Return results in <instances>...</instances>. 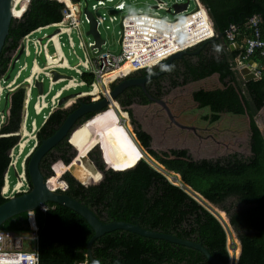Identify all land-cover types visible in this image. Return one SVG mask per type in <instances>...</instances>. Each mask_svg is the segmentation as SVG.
<instances>
[{
    "label": "trees",
    "instance_id": "obj_1",
    "mask_svg": "<svg viewBox=\"0 0 264 264\" xmlns=\"http://www.w3.org/2000/svg\"><path fill=\"white\" fill-rule=\"evenodd\" d=\"M200 1L211 14L216 31L225 32L231 24L238 26L235 40L239 47L231 50L225 33L221 39L208 41L198 52L190 53L199 46L191 48L182 57L174 58L168 72L154 80L158 84L154 95H159L167 88L162 81L167 80L168 73L171 78L169 87L212 74H218L225 85L232 83L231 87L235 86L237 91H229L227 99L241 97L251 120L249 123L245 120L250 128L246 132L247 138L244 137L247 142H238L241 155H246L251 146L250 161L213 165L207 160H189L191 157L186 150L162 152L164 156L154 152L155 158L165 167L181 174V184H177L163 170L142 158V153L128 140L114 114L107 108L76 128L71 133L70 142L77 151L83 153L81 156H89L100 149L101 158L109 168L126 170L109 169L101 179L100 173H93L83 160L79 162L76 159V164L81 166L76 172L81 181L97 182L101 179L97 183L85 185L66 172L70 166L59 161L51 176L57 179L51 182L56 187L60 186L61 177L66 172L63 175L68 182L65 192L87 204L102 221H130L144 228L200 241L214 257L228 263L231 260L228 234L217 216L219 212L214 213L217 210L214 208L221 207L229 215V223L242 243L238 264H264V134L256 120L264 107V56L257 50L244 60L253 59L261 63V76L246 81L236 62V58L245 52L242 46L246 38L252 35L249 19L253 15L260 18L264 36V0ZM26 3L27 0H24L22 10ZM63 7V2L59 0H31L23 15L13 18L0 56V77L9 75L10 80L16 74L17 70L13 74L12 71L18 63L12 65V56L18 50L23 35L38 26L59 21ZM22 10L15 9V15H20ZM197 16L194 25H191L192 21L185 20L176 27L178 31H170L174 41L200 40L211 33L202 9ZM157 67L159 65L148 69ZM133 87L127 96L119 95L118 99L123 105L135 96L147 99L143 91L141 95V90ZM187 87L178 91L183 94ZM25 95L24 84L10 93L9 117L0 128V134H4L0 135V204L7 200L2 194L4 174L10 161L9 151L19 139L14 133L22 124ZM84 101L89 102L90 99L86 97ZM78 105L75 102L68 108L53 111L38 132L39 141L51 136ZM227 105L232 114L241 115L240 112H243L242 105L235 106L233 102ZM147 106L151 109L154 107L152 104ZM120 108L134 128L131 109ZM92 114L89 112L87 117ZM159 127L157 120L150 119L144 123V129L154 136L160 135ZM125 129L135 141L129 130L132 129L130 125ZM137 136L143 147L151 144V136L145 131H138ZM99 139L103 144L95 143ZM244 148L247 150L243 151ZM74 155V149L64 139L42 158L41 170L45 176L52 175V160L61 157L69 163ZM46 207V210L39 207L33 211L39 226L40 264H79L82 260L93 264L87 255V245L94 234L89 222L63 204L49 201ZM29 217L27 211L18 213L6 220L1 228L29 230ZM92 251L98 264H213L194 247L124 229H115L97 237L92 244Z\"/></svg>",
    "mask_w": 264,
    "mask_h": 264
},
{
    "label": "built area",
    "instance_id": "obj_2",
    "mask_svg": "<svg viewBox=\"0 0 264 264\" xmlns=\"http://www.w3.org/2000/svg\"><path fill=\"white\" fill-rule=\"evenodd\" d=\"M23 1L20 0L17 2L15 9L22 10ZM30 1L27 0L24 10L16 17L23 15ZM59 1L64 4L62 18L59 21L38 26L27 32L21 38L18 50L13 53V66L20 62L23 55L25 57L33 55L29 74L19 81L22 73L28 67V63L25 61L24 63H19L17 72L12 79H8L9 75L0 77V99L6 92H13L21 84H24L26 88L22 124L20 129L14 133L19 136V139L9 151L10 161L4 174L2 194L7 199L11 196L28 192L31 189V183L26 171L27 160L39 144V130L47 122L53 111L59 108H68L75 102L78 103L84 100L86 97L90 101H98L106 96L109 97L111 88L120 79L127 77L135 71L157 66L175 51L189 49L215 36L214 29V33L211 36L203 38L202 40L188 42L184 39L182 42L174 41L173 36L170 35L171 30L179 27L185 20L192 21L191 25L197 23V15L202 7L208 15L209 12L200 0H194L197 4L195 9L190 10L189 4L187 9L177 13L174 17H169L168 15H161L159 12L161 9L168 10L170 6L169 1L156 0V6L151 5V8L157 9L156 11L150 12L138 9L137 11H129L121 17L122 41L119 51L105 49L106 42L104 43V48L98 50L97 48H92L94 40L86 41L83 36L84 29L82 26L84 22L88 23L90 21L87 13L84 11L85 2L83 0ZM108 2L112 3L111 8L103 12H98L101 7L107 6ZM88 7L93 12L99 28L108 19L111 22H115L117 16L111 12L113 10L124 11L127 7V1L96 0L91 6L88 2ZM249 26L252 29V35L246 38L242 46L245 50L243 55L236 58L237 67L247 63L250 59L247 61L244 60L248 59L257 50L264 56V36L260 27V18L257 15H253L249 19ZM53 27L56 28V31L49 33L48 30ZM189 30L187 29V31ZM176 31L178 30L176 29ZM73 33L79 38L78 46L83 49L85 58L77 54ZM237 33L238 26L231 24L226 30L229 43H237L235 40ZM65 35L70 48L79 57L77 64L72 65L65 54L64 46L67 44L63 39ZM87 35L92 37L91 34ZM89 49L93 51L94 56H91ZM19 52L21 53L19 54ZM41 58H43V64H40ZM63 69L74 70L76 74H65ZM54 71L60 72L59 77L54 78ZM256 73L259 78L261 76V66L256 69ZM46 78L49 80V88L46 90L44 86L42 92L37 90L38 95L33 104V108L37 114L49 108L48 113L43 114L42 125L39 126L35 118L31 119L29 106L32 101L34 89H37L36 82L41 81L44 84ZM61 82H63V85L52 93L54 85ZM70 90H73V92L65 95ZM63 97H65L64 100H62ZM113 102L117 103V105H113ZM112 105L120 113L122 122H125V116L122 118L119 110L121 104L117 101H111L109 106ZM8 117L9 109L2 110L0 106V128L7 122ZM130 131L133 132V129H130ZM133 136L135 137V134ZM59 161L64 162L61 158L50 162L52 176L55 173L54 166ZM157 168L163 170L160 167ZM11 170L17 171L18 174L17 180L14 183L12 182ZM163 171L166 175H169L168 172ZM171 179L181 183V178L178 175L173 174ZM56 189L62 191L68 189L67 180L61 177V184ZM197 198L199 199V197ZM41 208L46 210V204L42 205ZM217 216H219L227 231L228 240L231 241L228 243V248L231 253V261H233L239 253V239L230 225L228 218L221 216L219 213ZM29 223L30 228L26 231L0 228V264H40L38 252L39 226L36 222L34 212L30 213ZM26 242H28L27 246ZM79 264H88V262L87 260H82Z\"/></svg>",
    "mask_w": 264,
    "mask_h": 264
},
{
    "label": "rangeland",
    "instance_id": "obj_3",
    "mask_svg": "<svg viewBox=\"0 0 264 264\" xmlns=\"http://www.w3.org/2000/svg\"><path fill=\"white\" fill-rule=\"evenodd\" d=\"M94 1L96 0H88L90 6ZM126 1H127V7L124 11L113 10L111 12L117 16V20L115 22H111L108 19L105 22V24L99 26V30L102 36L107 40L105 49H109L111 51L120 50L119 39L122 33L121 17L125 13L129 11H137L138 9H142L143 11H150V12L157 10L156 8H151V5L156 4V0H126ZM165 1H171V0H165ZM111 5L112 3L108 2L107 6L101 7L98 12H103L108 10L109 8H111ZM196 6L197 4L195 3V1L191 0L189 6L190 10L195 9ZM159 12L161 15H168L169 17H174L172 13L167 12V10L165 9H161L159 10ZM82 27L84 29L83 36L85 40L93 41L94 40L93 37H90V35L85 34L87 32V29L89 28V22L88 23L84 22ZM54 31H56L55 27L50 28L48 30L49 33H52ZM73 37L76 43L77 54L82 58H85L83 49L78 46L79 38L75 33H73ZM63 39L67 43L64 46V50L69 62L72 65L77 64L79 61V57H77V55L73 52V49L70 48L67 42L66 35L63 36ZM89 52L91 56H94L93 51L91 49H89ZM32 58L33 56L25 57L23 55L22 58L20 59L19 63H24L25 61H27L28 63L27 69L24 70L21 77L19 78L20 81L29 74L30 66L32 64ZM43 62H44L43 58H41L40 64H43ZM18 64L16 65L15 69H13L12 74L17 70ZM63 72L68 75L76 74L74 70H70V69H63ZM62 85L63 82L55 84L52 93H54L55 90L59 89ZM44 86L45 89L48 90L49 80L47 78L45 79ZM166 87L168 90L170 89V91H168V94L165 98L169 105V108L171 109L172 116L175 118V120L173 119L170 120L169 117L165 115V112L163 110L164 108L161 104L156 105V107L158 109H161L162 111L159 114L163 117L164 136L162 134H160L159 136H155L156 137L154 139L155 141L154 143L151 144L153 150H149L147 147L143 148L142 146L138 145L144 153V158L148 159V161H150L156 167H160L166 172H168L169 175H167V177H169L171 181H174L171 178L173 174L177 175V172L172 171L167 167H165V165H163L153 155L155 152L159 156H164V154L161 151L165 149L166 150L170 149L171 147L170 145L177 147L184 144L183 146L187 147L191 154L192 159L189 160H198L197 162L207 160L208 163H211L213 165H230V164H239L242 162L250 161L251 158L250 153L252 154L251 147H249V151L247 152L246 155L244 154L241 155L240 153L242 152L239 148L240 144L238 143L241 142L244 144L247 142L245 139L247 138L246 132H249L250 128L248 124L245 123V120L249 123L250 118L247 115L246 110L244 109V104L241 97H237L235 99H227V94L229 93V91H234V92L237 91L235 86L224 87V84L220 82V80H218V74H213L212 76H209L204 80H193L187 84L181 83L171 87L166 85ZM185 87H187L188 89L185 91V93L181 94L178 90ZM199 90H201V92H199ZM193 91H195L194 96H193ZM72 92L73 90L67 91L65 95L70 94ZM37 95H38V91L37 89L36 90L34 89V92L32 94V101L30 102V106H29V114L31 119L35 118L37 125L41 126L43 121V114L48 113L49 108L44 109V111L40 114H37L35 112L33 108V104L37 98ZM5 101L6 98L4 94L0 99V106L2 110H4L5 108ZM229 102L235 103V106L237 105L243 106V112H240L241 115L240 114L236 115L234 113L232 114L231 112L229 113V111L227 110L228 109L227 104ZM113 104L117 105L116 103ZM153 108H155V106ZM135 112L138 114L143 112V110H138V112L137 111ZM244 112L246 113V115ZM153 118L154 120H156L157 117L155 116ZM256 120L264 134V107L258 113ZM175 121L183 125L186 124H188V126L194 125L195 129L192 131L189 129V127H181L180 125H177ZM118 122L122 124L121 118L119 116H118ZM30 127L31 126L29 123V128ZM189 131L191 132L189 133L190 137L187 140L188 143L183 142L182 140L183 134L188 133ZM177 132L182 134H178L176 137L175 133ZM196 132H198L199 134L200 133L203 134L204 137L197 138ZM162 138L164 140H162ZM169 140H172L171 144L167 142ZM165 142H166V146H162V148H160L161 144L162 143L164 144ZM246 150H247L246 148L243 149V151ZM89 158L91 162L98 167L95 158L92 157L91 155H89ZM169 158H173V157H169ZM11 174H12V181L14 183L17 180V176L15 175L14 170H11ZM97 182H92V184ZM174 182L177 184H181L179 181H174ZM214 209H217L218 211L216 210V212H219L221 216H225L227 218L226 215L227 213L225 210H220L218 207ZM230 242H231L230 240H227V245ZM27 244L28 242H26V246ZM238 246L240 247V245Z\"/></svg>",
    "mask_w": 264,
    "mask_h": 264
},
{
    "label": "water",
    "instance_id": "obj_4",
    "mask_svg": "<svg viewBox=\"0 0 264 264\" xmlns=\"http://www.w3.org/2000/svg\"><path fill=\"white\" fill-rule=\"evenodd\" d=\"M73 1H82V0H73ZM85 6L84 11L87 13V16L89 17V28L87 29V34H91V36L94 38V43L92 44V48H97L98 50L102 49V44L105 42V38L102 36L99 28L97 27V22L94 17L93 12L88 8L87 0H84ZM17 3V0H0V56L3 49V46L5 44L6 37L9 33L10 24L13 20V18L16 17L14 14L15 11V5ZM170 6L167 10V12L172 13L173 15H176L177 13L185 10L188 8L190 4V0H171L169 1ZM203 4V3H202ZM204 5V4H203ZM156 6V4L152 5ZM209 16L211 18V14L209 13ZM225 32L216 31L215 30V36L208 38L200 43V46L195 51H192L193 53L198 52L208 41L213 39H221L224 37ZM121 37L119 39V42L121 41ZM238 43H230L229 47L231 50H234L238 47ZM188 49L178 50L174 53H172L167 59H165L164 68L160 72H164L168 69L170 66L172 60L174 58L182 57L184 54L188 53ZM21 52H19L20 54ZM191 53V52H190ZM261 66V63H257L253 59H250L247 63L241 64L238 69L239 72L243 75L244 80H250L252 78H258V75L256 73V69ZM60 72L54 71V78L59 77ZM147 78L142 79H124L120 84H115L111 88L109 97H104L101 100L98 101H89L86 102L84 100L79 101V105L72 110L71 113L67 116V118L64 120V122L60 125V127L49 137L42 139L39 141V144L35 148V150L30 154L28 157L27 162V170L29 174V179L31 183V189L28 192L20 193L14 196H11L6 201L0 204V228L3 225V223L11 218L12 216L21 213V212H33L36 208H41L42 205H45L47 202L52 201L55 203L63 204L65 206L70 207L71 209L75 210L76 212L80 213L92 226L94 229V234L91 237V239L88 242L87 245V255L89 260L93 264H98L97 260L95 259L92 251V244L94 240L103 235L106 232L113 231L115 229H124L129 230L132 232L139 233L144 236L148 237H154V238H161L169 240L173 243H179L182 245H187L194 247L198 249L199 251L203 252L204 255L213 263V264H238L239 256L242 250V243L239 239V253L237 258H235L233 261L230 260V262L226 263L223 262L216 257H214L209 250L202 244L200 241L191 240L188 238H181L178 237L172 233L168 232H161L152 230L149 228H144L138 223L125 221V220H112L109 222L102 221L97 214L84 202L80 201L77 198L72 197L65 191L59 190V189H51L48 186V179L52 176H45L44 173L41 170L40 163L42 161V158L45 156V154L58 142L64 140L65 138H69L70 141L71 133L87 122L90 118H93L96 113L103 110L107 107V105L110 103L111 99L116 100L117 96L119 95V92L125 88L127 85L131 84H139L141 86H145V81ZM36 87L39 92L43 91L44 84L41 81L36 82ZM177 93V92H174ZM173 93V94H174ZM5 108L4 110L8 109L9 106V99H10V93L6 92L5 94ZM65 97L62 98L64 100ZM154 100V98H152ZM161 104L164 105L167 110H170L168 105H165L164 99L158 100ZM89 112H93V114L90 117H87V114ZM75 150V156L72 159L71 162L67 163L68 166H70V169L68 172H70L78 181L85 185L92 184V182H83L81 179L78 178L77 170L79 167H81L79 164H76V159L79 162L83 160V163L85 166H87L93 173H100L101 179L104 177V174L109 169H115V168H109V165L106 164V162L103 161L101 158V151L98 149L97 155L100 161V166H95L89 156H81L79 157V153L77 149L74 147ZM53 161V160H52ZM51 161V162H52ZM132 168V167H131ZM130 169V168H127ZM115 170H126V169H115ZM15 175L17 176V171H14ZM177 175L181 178V174L178 172ZM219 208V207H218ZM220 210L221 207L219 208ZM227 215L228 220L230 219L229 215Z\"/></svg>",
    "mask_w": 264,
    "mask_h": 264
},
{
    "label": "flooded vegetation",
    "instance_id": "obj_5",
    "mask_svg": "<svg viewBox=\"0 0 264 264\" xmlns=\"http://www.w3.org/2000/svg\"><path fill=\"white\" fill-rule=\"evenodd\" d=\"M191 53H193V52H191ZM171 65V64H170ZM170 67V66H169ZM169 67H168V69L167 70H165L164 72H160L163 68H164V63H162V65L160 66L159 65V67H157V68H155V69H145V70H141V71H136V72H133L132 74H130L129 76H127L126 77V79H142V78H147L146 79V81H145V86H141V85H139V84H131V85H127L125 88H123L120 92H119V95L120 94H122L123 96H127L129 93H131V87L132 86H134L133 88H135V89H137L138 91H140V94L142 95L143 93H141L142 91L144 92V94H146V98L147 99H143L141 96H135L134 98H132L131 100H130V102H128L127 104H122L120 101V103H121V105H123V106H125V107H127V108H130L131 109V112H132V118H133V122H134V128H133V133L135 134V137L138 139V136H137V132L138 131H145L146 133H148L150 136H151V144L152 143H154V139L156 138L154 135H152V134H150L147 130H145L144 129V123L145 122H147L148 120H150V119H152V120H154V118L153 117H157L156 118V120L158 121V123H159V125H160V127H159V130H160V134H162L163 136H164V130H163V117L159 114L160 112H162L161 111V109H158L157 107H156V105L157 104H161L158 100L159 99H164L165 101H166V96H167V94H168V91H170V89L168 90L167 88H165L163 91H162V93H160L159 95H154V92L155 91H157L158 90V84H156L155 83V79L156 78H158L159 76H161V75H163L164 73H167L168 72V70H169ZM213 75V74H212ZM212 75H210V76H212ZM207 77H209V76H207ZM207 77H204V78H200L199 80H204V79H206ZM125 79V78H124ZM124 79H122V80H120V81H118L117 82V84H120ZM171 78H170V74L168 73V75H167V80H164V81H162V83L164 84V86L166 87V85L167 86H170L169 85V83H170V80ZM218 80H220L219 79V75H218ZM191 81H193V80H190V81H188V82H186V83H184V84H187V83H189V82H191ZM220 82H221V80H220ZM224 84V83H223ZM231 85H233L232 83H229V84H224V87H231ZM135 86H137V87H135ZM139 86V87H138ZM199 92H201V90H199ZM194 94H195V91H193V96H194ZM119 95L117 96V99H118V97H119ZM152 98H154V100H152ZM119 100V99H118ZM145 103H147V104H145ZM149 104H152V105H154L155 106V108H153V109H151L150 108V106L148 107L147 105H149ZM244 104V103H243ZM162 106H163V110H164V112H165V115L167 116V117H169V119L171 120V119H173V120H175V118L172 116V113H171V109L170 110H167V108H165L164 107V105L163 104H161ZM165 105H168V103H167V101L165 102ZM169 106V105H168ZM227 107H228V111H229V113L231 112L230 111V108H229V106L227 105ZM150 108V109H149ZM245 109V108H244ZM138 110H143V112H141V113H136L135 111H137L138 112ZM246 110V109H245ZM154 111V112H153ZM151 112H153V113H151ZM246 113H247V115L249 116V114H248V112L246 111ZM142 115V116H141ZM150 115H152V116H150ZM155 115V116H154ZM249 118H250V116H249ZM129 120V119H128ZM249 121H251L250 119H249ZM129 122H130V120H129ZM176 123H177V125H180L181 127H189V129L190 130H194L195 129V126L194 125H189L188 126V124H186V125H183V124H180L179 122H177V121H175ZM118 123V122H117ZM131 124V123H130ZM150 125H154V124H150ZM132 126V125H131ZM133 127V126H132ZM191 131H189L188 133H184L183 134V136H182V140H183V142H187L188 143V138L190 137V135H189V133H190ZM194 133V132H193ZM197 133V138L199 137V138H203L204 136H203V134H199L198 132H196ZM178 134H182V133H179V132H177V133H175V136L177 137V135ZM66 139V138H65ZM162 140H164L163 138H162ZM139 142H140V140H139ZM167 142H169L170 144L172 143V140H169V141H167ZM183 142H182V144H183ZM140 144H141V142H140ZM151 144L149 145V146H147V148L149 149V150H153V148L151 147ZM184 145V144H183ZM183 145H181V146H177V147H174V146H172V145H170L171 147H170V149H168V150H163V151H161V152H166V151H168V152H170L171 150H186L187 151V154L189 155V157H191V154H190V152H189V149L187 148V147H185V146H183ZM162 146H166V142L163 144H161V146H160V148H162ZM169 146V145H168ZM92 157H94L95 158V160H96V164L98 165V167L100 166V161H99V158H98V155H97V152H94V153H91L90 154ZM75 156V155H74ZM74 158V157H73ZM192 159V158H191ZM193 161H198V160H193ZM94 164V163H93ZM95 165V164H94ZM96 166V165H95Z\"/></svg>",
    "mask_w": 264,
    "mask_h": 264
},
{
    "label": "bare ground",
    "instance_id": "obj_6",
    "mask_svg": "<svg viewBox=\"0 0 264 264\" xmlns=\"http://www.w3.org/2000/svg\"><path fill=\"white\" fill-rule=\"evenodd\" d=\"M17 2H18V0H17ZM202 12H203V15H204V17H205V19H206V21H207V25H208V27H209V29H210V31H211V33L209 34V35H207L206 37H209V36H211L213 33H214V28H213V26L211 25V21H210V17H209V15L207 14V12L204 10V8L202 7ZM14 14H15V11H14ZM206 37H204V38H206ZM203 39V38H202ZM202 39H200V40H202ZM176 52V51H175ZM113 103H115V102H113ZM117 104V103H116ZM113 105H115V104H113ZM113 105H112V107L111 106H109L108 107V109L114 114V116H115V118H116V121L118 122V114H117V112H116V110H115V108L113 107ZM120 110H121V108H120ZM121 113L125 116V117H127L124 113H123V111L121 110ZM128 118V117H127ZM129 121V120H128ZM118 124L122 127V129L124 130V132L126 133V135H127V138H128V140L130 141V142H132L135 146H136V148L142 153V155L144 156V153H143V151L140 149V147L138 146V144H136V142L132 139V137L129 135V133L127 132V130L125 129V125L123 126V125H121L119 122H118ZM129 125H130V127L133 129V127L131 126V124H130V122H129ZM95 143H100V145L101 144H103V141L102 140H97ZM78 153H79V157H81V155L83 154V153H81V151L80 150H78ZM77 160H80V159H77ZM170 171V170H169ZM53 179H57L56 177H50L49 178V180H48V186L51 188V189H56V186H54L53 185V183L51 182Z\"/></svg>",
    "mask_w": 264,
    "mask_h": 264
},
{
    "label": "clouds",
    "instance_id": "obj_7",
    "mask_svg": "<svg viewBox=\"0 0 264 264\" xmlns=\"http://www.w3.org/2000/svg\"><path fill=\"white\" fill-rule=\"evenodd\" d=\"M87 5H88V0H87ZM89 8V7H88ZM213 25V24H212ZM98 27V26H97ZM121 27H122V24H121ZM214 27V26H213ZM215 29V28H214ZM121 38H122V36H120ZM121 41H122V39H121ZM121 41L119 42L120 44H121ZM105 42L107 43V40L105 39ZM104 42V43H105ZM203 42V41H202ZM104 43L102 44V48H104ZM230 44V43H229ZM200 45V43L199 44H197L196 46H199ZM239 45V44H238ZM196 46H193V47H190L189 49H188V51L189 50H191V48H194V47H196ZM238 48V47H237ZM192 52V51H191ZM164 62V61H163ZM163 62H161V63H163ZM160 63V64H161ZM160 64H158V65H160ZM157 65V66H158ZM154 67H156V66H154ZM154 67H148V68H154ZM148 68H144V69H148ZM142 70V69H141ZM138 71H140V70H138ZM136 72V71H135ZM132 74V73H131ZM129 76V75H128ZM126 78V77H125ZM122 79H124V78H122ZM122 79H120V80H122ZM119 80V81H120ZM115 84H117V82L115 83ZM114 84V85H115ZM111 101H117V102H119V100L118 99H116V100H112L111 99ZM111 101H110V103H111ZM79 103V102H78ZM120 103V102H119ZM121 104V103H120ZM109 107V104L107 105V107L106 108H104L103 110H105V109H107ZM112 107V106H111ZM121 107H125V106H122L121 105ZM127 108V107H126ZM102 111V110H101ZM101 111H99V112H101ZM117 112V111H116ZM132 113V112H131ZM117 114H118V116L120 117L121 115H120V113L119 112H117ZM121 118V117H120ZM122 118H124V116L122 115ZM122 121V120H121ZM124 122V121H123ZM122 122V123H123ZM128 122V123H127ZM124 124L126 125V127H128L129 128V121H128V118L127 117H125V122H124ZM130 130V129H129ZM131 132V131H130ZM131 134L133 135L134 133L133 132H131ZM134 137V136H133ZM67 139V138H66ZM69 139V138H68ZM67 139V141L70 143V145L72 146V148L74 149V146L72 145V143L69 141ZM134 139H135V141L137 142V144L138 145H140V146H142L141 144H140V142H139V140L136 138V137H134ZM143 147V146H142ZM251 147V146H250ZM143 148H145V147H143ZM75 151V150H74ZM98 151V150H97ZM251 152H252V150H251ZM59 158H61V157H59ZM142 158H144V157H142ZM62 159V158H61ZM55 160V159H54ZM62 161H64L63 159H62ZM72 161V160H71ZM64 163L65 164H67L65 161H64ZM52 171V170H51ZM66 172H68V171H66ZM66 172H64V174L66 173ZM53 174V173H52ZM63 174V175H64ZM63 175H62V177H63Z\"/></svg>",
    "mask_w": 264,
    "mask_h": 264
},
{
    "label": "crops",
    "instance_id": "obj_8",
    "mask_svg": "<svg viewBox=\"0 0 264 264\" xmlns=\"http://www.w3.org/2000/svg\"><path fill=\"white\" fill-rule=\"evenodd\" d=\"M202 3V2H201ZM205 6V5H204ZM206 7V6H205ZM211 19V18H210ZM212 21V20H211ZM213 23V22H212ZM241 74V73H240ZM242 78H243V75L241 74ZM244 79V78H243ZM246 81V80H245Z\"/></svg>",
    "mask_w": 264,
    "mask_h": 264
}]
</instances>
